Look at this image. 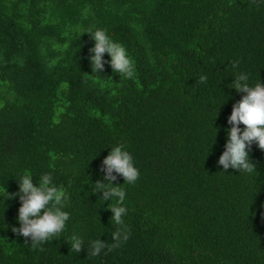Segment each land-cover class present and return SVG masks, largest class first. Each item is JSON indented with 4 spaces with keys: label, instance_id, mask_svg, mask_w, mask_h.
Returning <instances> with one entry per match:
<instances>
[{
    "label": "trees",
    "instance_id": "1",
    "mask_svg": "<svg viewBox=\"0 0 264 264\" xmlns=\"http://www.w3.org/2000/svg\"><path fill=\"white\" fill-rule=\"evenodd\" d=\"M97 28L127 49L132 78L91 74L83 32ZM233 60L264 83V0H0V186L51 173L70 214L33 247L11 230L18 198L0 205V264H264V150L252 173L217 164L243 95ZM117 144L140 178L122 186L129 238L111 248L116 201L92 190ZM73 235L111 250L77 253Z\"/></svg>",
    "mask_w": 264,
    "mask_h": 264
},
{
    "label": "clouds",
    "instance_id": "2",
    "mask_svg": "<svg viewBox=\"0 0 264 264\" xmlns=\"http://www.w3.org/2000/svg\"><path fill=\"white\" fill-rule=\"evenodd\" d=\"M83 33H88L94 41L89 56L91 74L97 73L103 76L104 66L109 64L113 73L118 74L119 77H133L132 60L121 43L113 40L105 29L97 28ZM105 53L110 59L105 60ZM231 66L234 75L231 76L233 80L228 87L243 95L233 104L228 117L227 123L231 127L225 130V150L217 164L222 166L223 172L232 169L239 173H252L255 170V165L250 159L252 146L255 144L259 149L264 150V83L259 80L253 86L250 83L249 74L239 70V60H233ZM206 79V76H201V83ZM224 97L226 99L220 107L229 99L225 95ZM241 125L244 127L241 128ZM215 129L217 130L216 138L218 129ZM101 171L102 179L93 183L92 194L102 193L98 199L105 205L113 200L116 201L115 205L108 207L112 212L110 223L115 229L111 232L114 241L111 243V248H114L129 238V229L124 219L127 216V208L124 205L126 190L122 186L135 184L140 178V172L135 166L132 154L124 144L110 147V151L103 160ZM33 177L27 172L21 175L17 179L18 191L15 193H9L6 187L0 186V205L6 210L5 202L18 198L21 204L16 218L19 227L13 225L11 230L17 236L30 238L31 246L40 247L50 240L54 241V238L61 236L66 229L70 219L69 212L65 210L69 197L63 187L57 186L51 173L41 175L35 184ZM120 178H123V184L117 183ZM25 242L27 243V239ZM70 244L73 251L77 253L82 250L83 245L87 244L88 255L92 256H99L106 248L111 250L109 243L100 238L88 244L81 236L73 235ZM41 250H43L42 247Z\"/></svg>",
    "mask_w": 264,
    "mask_h": 264
}]
</instances>
